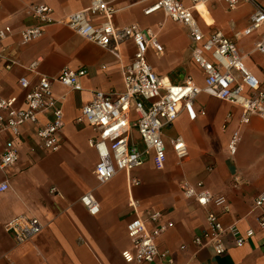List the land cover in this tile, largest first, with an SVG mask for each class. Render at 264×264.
<instances>
[{
  "label": "crops",
  "instance_id": "0c3cea01",
  "mask_svg": "<svg viewBox=\"0 0 264 264\" xmlns=\"http://www.w3.org/2000/svg\"><path fill=\"white\" fill-rule=\"evenodd\" d=\"M104 1L115 10V26L137 23L157 35L163 51L155 53L149 49L147 60L159 76L175 84L191 77L197 85H203L202 73L191 57V41L185 27L168 19L162 11L144 14V9L156 0ZM89 2L0 0V28L8 25L14 33L0 48L8 46L18 61V65L7 69L6 62L0 59L1 96L17 95L22 100L18 79L26 76L32 83L35 81L36 77L25 66L36 59L37 70L48 77L65 66L87 71L79 79L80 89L57 82L52 85L64 120L58 151L48 152L39 147L37 126L20 127L18 136H0V153L7 139L13 140L18 151L17 162L0 170V183L6 181L9 185L0 191V264H127L121 257V251L130 246L126 224L135 215L146 217L156 211L162 213L163 221L172 223L157 238V245L178 264H264V229L257 225L262 210L254 206L255 197L264 191V120L260 117L253 115L243 124L239 107L201 93L191 111L182 110L162 130L167 152L162 170L155 169L150 154L143 165L130 172L118 171L105 183L97 180L93 171L98 154L88 143L97 132L86 123H77L76 118L82 106L91 100L93 91L117 95L123 90L122 71L134 53L133 42L120 43L115 54L62 24L48 25L42 37L26 46H19L17 34L38 24L27 13L31 4L48 5L53 15L61 18L83 9ZM257 2L264 8V0ZM182 3L191 4L189 0ZM253 9L254 3L250 1L229 9L222 1L211 0L196 7L194 15L204 32L219 29L234 39L235 32L248 26ZM103 19L98 15L92 20L97 25ZM263 37L264 26L236 39L245 65L262 83L264 54L256 51L255 45ZM50 117L48 113L40 116L38 126ZM235 131L239 140L235 154L231 155L228 143ZM132 134L142 148L137 132ZM177 136L184 139L189 150L188 158L180 164L171 149V140ZM131 178L139 183L131 185ZM183 181H202L214 195L226 198L228 212L185 199L180 189ZM52 187L57 191L51 193ZM86 193L98 202L95 214H90L80 201ZM131 200L137 201L135 209L130 206ZM209 211L218 215L223 226H234L240 234L252 228L253 236L236 246L234 238L225 234L227 249L222 255H214L211 248L196 251L191 241L208 229ZM20 215L36 217L43 229L29 241L18 244L5 229V223ZM146 225L152 228L151 223Z\"/></svg>",
  "mask_w": 264,
  "mask_h": 264
},
{
  "label": "built area",
  "instance_id": "2783aa9c",
  "mask_svg": "<svg viewBox=\"0 0 264 264\" xmlns=\"http://www.w3.org/2000/svg\"><path fill=\"white\" fill-rule=\"evenodd\" d=\"M189 1L190 6H185L182 0H156L143 12L150 14L162 11L168 19L185 27L191 41L192 60L202 73V86L197 85L191 77L175 84L159 76L147 60L149 49L155 53L163 51L157 35L140 28L137 23L115 26L112 22L115 10L104 0H90L83 9L61 18L55 17L48 5L31 4L27 7L28 15L38 24L17 33L20 47L42 37L45 28L51 24L65 25L98 46L113 50L115 54H118L115 49L120 43L131 40L134 44L132 58L122 71L123 90L117 95L93 91L91 100L82 106L76 118L77 123H86L97 132L88 143L98 154L93 172L100 183L108 182L118 171L130 172L143 165L150 154L155 169L162 170L167 154L162 130L170 126L182 110L191 111L196 97L201 93L239 107L243 124L248 123L253 115L264 120V83L247 68L236 43L240 36L264 26V8L257 0H218L226 3L229 9L236 8L243 1L254 3L248 26L235 32L234 39H231L219 29L204 32L195 17L196 5L207 4L211 0ZM98 15L104 19L96 25L92 19ZM206 25L211 28L210 24ZM13 34L10 26L1 27L0 45ZM255 50L264 54V37L256 43ZM0 59L6 62L7 69L18 65L8 46L0 48ZM37 65L38 59L25 66L36 77L33 83L26 76L18 79V86L23 93L22 100L17 95H0V136H18L20 127L37 126L35 134L39 147L44 151L55 152L61 146L60 134L64 120L62 107L53 94L52 85L57 82L72 89H80L79 79L87 71L85 68L72 69L65 66L55 76L48 77L37 70ZM199 112L203 114L202 110ZM47 113L51 117L38 126L39 117ZM133 131L137 132L142 148L134 141ZM238 140L239 135L235 131L228 143L231 155L236 152ZM171 149L179 164L189 156L188 146L181 136L171 140ZM17 160L18 151L13 140H5L0 153V170L13 166ZM129 181L131 185L139 183L134 178ZM8 187L6 181L0 183V191ZM180 189L185 199L202 207L212 204L219 207L222 213L229 210L226 198L214 195L202 181H183ZM56 191L54 187L50 189L51 193ZM80 201L90 214L98 212V202L91 193L84 194ZM136 204L137 201H130L133 209ZM254 206L262 210L257 225L259 229H264V191L255 197ZM162 219V213L156 211L148 213L146 217L135 215L126 224L130 246L121 251L125 263L178 264L167 251L157 245V238L172 226L171 222ZM206 220L208 229L191 241L196 251L211 248L214 255H222L227 249L225 234L229 233L234 238L236 246H241L254 234L252 228L240 234L234 226H223L218 215L210 211ZM146 222L151 223L152 228L149 229ZM5 229L16 243L21 244L41 233L43 226L36 217L20 215L7 221ZM181 249H185V246H181Z\"/></svg>",
  "mask_w": 264,
  "mask_h": 264
},
{
  "label": "bare ground",
  "instance_id": "6f19581e",
  "mask_svg": "<svg viewBox=\"0 0 264 264\" xmlns=\"http://www.w3.org/2000/svg\"><path fill=\"white\" fill-rule=\"evenodd\" d=\"M201 5H204V4L203 3H199V4L196 5V7L201 6ZM165 80L167 81L166 78H165Z\"/></svg>",
  "mask_w": 264,
  "mask_h": 264
}]
</instances>
